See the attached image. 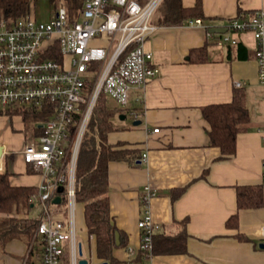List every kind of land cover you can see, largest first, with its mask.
Returning <instances> with one entry per match:
<instances>
[{
	"label": "crops",
	"instance_id": "obj_1",
	"mask_svg": "<svg viewBox=\"0 0 264 264\" xmlns=\"http://www.w3.org/2000/svg\"><path fill=\"white\" fill-rule=\"evenodd\" d=\"M181 1L186 8L196 4V0ZM163 2L154 16L160 29L146 42L153 55L150 65L160 73L149 79L144 89L134 90L126 107L130 114H139L134 121L141 124H115L117 131L108 136L115 148L139 150L133 162L113 161L108 166L111 216L129 238V249L117 248L114 256L122 264H135L132 259L141 248V201L149 187L154 194L150 199L154 223L161 228L173 218H189L187 230L192 237L187 242L191 255L153 256L146 264H264V249L260 248L264 206L239 211V229L226 227V221L237 212L236 186L264 182V89L256 60L258 44L251 32H229L228 25L240 12L264 9V0H203V26L188 21L175 26L164 23L170 12L161 9ZM219 27L227 29L238 43L218 45L219 37L227 32L212 34L210 29ZM208 42L212 44L211 60L187 63L190 49ZM240 45L250 54L248 59L235 57ZM237 81L246 82L243 88L251 114L249 129L238 134L236 156L231 161L213 163L221 153L211 145L210 126L201 108L230 103ZM23 128L19 134L23 141L0 138L4 147L0 173L9 170L13 186L37 188L42 175L26 164L22 154L24 145L34 140L26 141ZM156 128L159 133L154 132ZM209 167V175L192 184L172 205V191L200 177ZM54 204L56 218L68 222V216L63 219L64 212L60 211L63 206L68 212L67 204H62V199ZM76 223L78 261L103 264L97 256L96 238L87 232L83 204H77ZM240 234L244 236L235 237Z\"/></svg>",
	"mask_w": 264,
	"mask_h": 264
},
{
	"label": "built area",
	"instance_id": "obj_2",
	"mask_svg": "<svg viewBox=\"0 0 264 264\" xmlns=\"http://www.w3.org/2000/svg\"><path fill=\"white\" fill-rule=\"evenodd\" d=\"M163 1L83 0L73 14L66 6L54 7L55 16L47 22L32 15L14 20L0 17V115L20 109L46 117L40 123L42 133L35 134L22 151L23 160L40 172L42 181L31 199L38 207V225L26 242L21 264H80L75 201L80 144L102 94L126 108L133 91L144 89L160 73L150 65L153 55L146 42L160 29L154 16ZM187 23L203 26L200 18ZM228 31L251 32L255 37L264 89V9L233 17ZM236 43L228 32L217 42ZM235 85L245 87L246 82ZM132 115L139 117L136 112ZM261 139L264 144V130ZM142 158L148 159L146 154ZM63 190L68 222L57 219L53 211L54 199H62ZM145 192L138 228L141 248L151 252L158 226L150 209L154 194L149 187Z\"/></svg>",
	"mask_w": 264,
	"mask_h": 264
},
{
	"label": "trees",
	"instance_id": "obj_3",
	"mask_svg": "<svg viewBox=\"0 0 264 264\" xmlns=\"http://www.w3.org/2000/svg\"><path fill=\"white\" fill-rule=\"evenodd\" d=\"M38 0H0V17L14 20L31 15V8ZM54 7L66 6L69 13L78 11L83 0H50ZM170 2V15L164 21L170 25H182L189 19H204L202 9L203 0H196V4L186 8L181 0H167ZM243 12H240V14ZM211 43L203 47L192 48L189 51L187 63L204 64L211 60ZM235 57L248 59L250 54L243 46L235 50ZM108 96L102 94L92 113L87 127V132L82 139L81 147L77 157L75 178V201L76 204L84 205V218L87 232L95 236L97 256L108 264H122L114 256L117 248L129 249V238L127 233L120 230L116 225L114 217L111 216L110 188L108 166L113 161L133 162L139 154V150H124L115 148L109 144L108 136L117 131L115 118L123 115L126 108L120 106L110 107ZM245 90L243 87L235 86L233 100L230 103L211 104L201 108L203 117L208 122L209 137L211 145L219 148L221 156L213 161H231L237 152V136L246 132L251 122V114L247 108ZM8 116L23 117L25 132L30 123L34 121L43 123L46 117L38 112H29L16 109L7 114ZM28 133V132H27ZM39 125L35 134H41ZM206 168L203 174L192 182L172 191V205H174L187 189L196 181L205 179L210 172ZM12 173L9 170L0 173V247H4L11 240H24L29 242L35 235L38 225L37 216L30 214L38 209L31 200L38 192L37 188L24 186H13L11 184ZM237 212L226 221L229 229H239V217L241 210H254L264 206V182L253 185L239 184L236 186ZM62 204H66V190L61 192ZM143 205V199H142ZM14 213L15 215H11ZM5 215V216H4ZM38 215V214H37ZM189 218L177 220L175 218L166 226L157 227L153 234V250L140 248L131 263L146 264L153 256L168 255H191L188 248V240L192 237L187 230ZM117 235L119 239H117ZM235 235L236 236H241ZM244 236V235H243ZM67 252L64 259L67 258Z\"/></svg>",
	"mask_w": 264,
	"mask_h": 264
},
{
	"label": "rangeland",
	"instance_id": "obj_4",
	"mask_svg": "<svg viewBox=\"0 0 264 264\" xmlns=\"http://www.w3.org/2000/svg\"><path fill=\"white\" fill-rule=\"evenodd\" d=\"M170 2L165 1L161 5V9L163 11H170ZM31 15L36 18L38 21H49L52 18H54V6L51 3L50 0H38L31 8ZM110 107L114 106V101L108 98ZM123 115H126L127 118L124 120H121L120 115L115 118L114 123H126V124H132L134 122V117L132 114L129 113L128 110L123 109ZM8 115L2 114L0 115V138L2 140H10L11 142H17V141H23L21 138H19V134L21 133L20 129L22 130V125L24 123L23 117H10ZM9 118V119H8ZM11 120V121H10ZM33 120L30 123V126L26 132L27 137L26 141H32L35 137V129L40 124V122ZM25 131V123L24 128ZM60 211L64 212L63 219L68 216V212L65 211V207L61 206ZM38 214V209H35L30 216L36 217ZM11 215H15L12 213ZM5 216V215H4ZM27 243L21 239L18 240H11L4 247H0V262L5 264H21V257L25 255L27 249Z\"/></svg>",
	"mask_w": 264,
	"mask_h": 264
},
{
	"label": "water",
	"instance_id": "obj_5",
	"mask_svg": "<svg viewBox=\"0 0 264 264\" xmlns=\"http://www.w3.org/2000/svg\"><path fill=\"white\" fill-rule=\"evenodd\" d=\"M210 32L212 33V34H219V33H225V32H227V29H225V28H211L210 29ZM127 116L126 115H122L121 116V118L122 119H125ZM133 124L134 125H139V124H141V121H138V120H135L134 122H133ZM3 150H4V147H2V146H0V159L2 158V156H3ZM60 197H56L55 199H54V203H60ZM117 239H119V236L117 235ZM260 248H263L264 249V242L263 243H261L260 244ZM80 264H88V262H86V260H80ZM103 264H108V263H103Z\"/></svg>",
	"mask_w": 264,
	"mask_h": 264
},
{
	"label": "bare ground",
	"instance_id": "obj_6",
	"mask_svg": "<svg viewBox=\"0 0 264 264\" xmlns=\"http://www.w3.org/2000/svg\"><path fill=\"white\" fill-rule=\"evenodd\" d=\"M41 126H42V124H40ZM143 202H144V200H143ZM145 203V202H144ZM144 203H143V207H144ZM151 209V208H150ZM262 235H263V233H262Z\"/></svg>",
	"mask_w": 264,
	"mask_h": 264
}]
</instances>
